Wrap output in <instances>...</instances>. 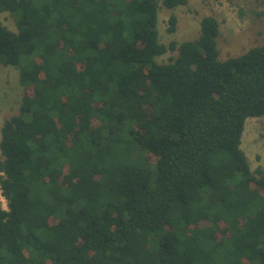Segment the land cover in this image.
<instances>
[{
  "label": "trees",
  "instance_id": "16d2710c",
  "mask_svg": "<svg viewBox=\"0 0 264 264\" xmlns=\"http://www.w3.org/2000/svg\"><path fill=\"white\" fill-rule=\"evenodd\" d=\"M159 9L0 0V64L33 90L1 129L0 264H264V170L241 149L264 45L220 60L206 16L166 46Z\"/></svg>",
  "mask_w": 264,
  "mask_h": 264
},
{
  "label": "rangeland",
  "instance_id": "374dc122",
  "mask_svg": "<svg viewBox=\"0 0 264 264\" xmlns=\"http://www.w3.org/2000/svg\"><path fill=\"white\" fill-rule=\"evenodd\" d=\"M157 1L160 6L159 40L166 46L172 42L178 46L184 41L196 40L200 34V22L206 16L214 17L219 23L220 60L243 55L252 48L264 45V0H189L186 6L172 10L165 8L162 0ZM172 15L177 18L176 30L169 33ZM0 22L9 30L17 31L10 13H0ZM177 54V51H168L157 61L167 63ZM19 75L18 68L0 64V138L4 122L18 115L23 96L33 94L32 89L26 90L20 84ZM241 149L252 171L258 167L264 170V116L246 120ZM0 201L7 210L1 191Z\"/></svg>",
  "mask_w": 264,
  "mask_h": 264
}]
</instances>
